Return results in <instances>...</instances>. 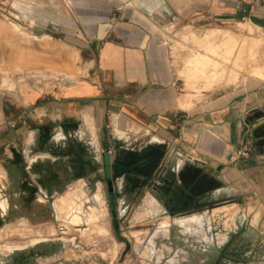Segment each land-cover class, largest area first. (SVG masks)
I'll return each instance as SVG.
<instances>
[{
    "label": "rangeland",
    "instance_id": "1",
    "mask_svg": "<svg viewBox=\"0 0 264 264\" xmlns=\"http://www.w3.org/2000/svg\"><path fill=\"white\" fill-rule=\"evenodd\" d=\"M145 1L150 4L157 0ZM164 1L172 7L173 16L164 26L162 44L183 107L202 104L212 108L245 102L255 94L264 97V0ZM226 1L253 8L255 16L236 23L218 15L217 3ZM83 3L88 0H0V30L6 27L17 32L13 35L14 50L23 46L19 31L53 43L46 48L49 51L45 50L47 54L51 50L48 57L44 50L41 56H45L41 57L35 44L26 58L13 52L0 63V132L18 150L15 155L14 145L7 146V154L15 155V159H9L4 153L6 146L0 143V170L5 172L0 176V264H174V245L187 246L196 257L209 254L207 264H263V224L256 234L243 216L246 207L233 206L232 198L210 203L208 211L189 212L202 213L209 219L193 229L184 230L175 223L176 217L169 216L173 237L170 246L156 237L163 211L160 214V205L152 198L153 183L148 182L144 192L136 194L126 187V177L119 193L117 183L122 180L112 176L115 198L122 194L131 205L126 213L117 210V216H112L104 153L111 151L112 159L127 158L133 151H159L160 145L147 135L140 139L124 137L122 126L114 124V116L88 110L85 101L78 120L64 116L58 90L90 79L98 66L97 50L86 41L91 33L76 32L66 24L63 29L62 25L64 20H72V4L83 7ZM57 43L60 56L54 53ZM25 44L28 47V41ZM67 49L78 53L74 62L80 73L74 79H61L60 75L55 78L52 69L34 67L38 60L64 61L69 57ZM81 54L89 72L82 65ZM28 87L34 98L25 102ZM238 150H233L231 156H236ZM42 154L49 157L30 165ZM30 168L46 174L36 180ZM69 194L75 200L69 201ZM3 200L6 209L1 205ZM55 201L62 203L59 213ZM224 206L229 208L220 213L222 208H217ZM76 209L96 213V217L72 222ZM61 224L68 225L69 232L63 233ZM180 230L196 237L177 240L174 237ZM253 233L256 237L252 238ZM10 245L25 247L8 252Z\"/></svg>",
    "mask_w": 264,
    "mask_h": 264
},
{
    "label": "crops",
    "instance_id": "2",
    "mask_svg": "<svg viewBox=\"0 0 264 264\" xmlns=\"http://www.w3.org/2000/svg\"><path fill=\"white\" fill-rule=\"evenodd\" d=\"M83 4H72V20L66 19L62 25L63 29L91 33L86 41L97 50L98 66L90 79L58 90L64 116L78 120L85 101L88 110L114 116V124L122 126L124 137L140 139L147 135L160 145L159 151L149 148L133 151L131 157L113 158V176L122 180L117 183L118 192L122 193L126 177V187L136 194L144 192L145 185L152 182V198L172 218L203 215L188 213L208 211L210 203L232 198L233 206L246 207L243 216L256 234L263 224L264 245V97L255 94L245 102L212 108L202 104L183 107L162 44L164 26L173 16L172 7L164 0L150 4L145 0H88ZM216 8L218 15L236 23L255 16L253 8L245 9L235 2H218ZM31 92L28 87L25 102L33 100ZM247 127L249 133L245 131ZM1 135L0 132V143L6 146L4 153L15 159V144ZM12 144L14 156L7 154V146ZM244 144L250 146V154L232 157V151ZM1 175H5L2 170ZM130 207L122 194L117 197L118 211L126 213ZM227 207L217 209L222 208V213ZM192 237L196 236L181 231L174 238ZM186 248L174 245L171 253L188 251Z\"/></svg>",
    "mask_w": 264,
    "mask_h": 264
},
{
    "label": "bare ground",
    "instance_id": "3",
    "mask_svg": "<svg viewBox=\"0 0 264 264\" xmlns=\"http://www.w3.org/2000/svg\"><path fill=\"white\" fill-rule=\"evenodd\" d=\"M17 26V25H16ZM13 29V28H12ZM14 30H15V28H14ZM11 31H13V30H11V29H9V28H6V27H4V29L3 30H0V48H3V49H5L3 52L1 51V49H0V63H2V62H4L5 60H8L9 58H10V56H11V54H13V52H15V53H19V55H21L22 57L21 58H26L27 57V52H30V48H32V45H35L36 44V49H37V47H38V50H40V51H38L37 53L38 54H40V56H41V52H43V50H44V52H45V50H46V48L48 47V45H49V43H50V40L47 38L46 40H44V41H41V39H38V37H36V36H34V35H30V34H26V33H24V32H20L19 31V33H18V38H19V42L21 43V42H23V46L22 45H19V46H16V50H14V44H13V41H14V32H11ZM15 34H17V32H15ZM16 39V38H15ZM45 39V38H44ZM54 40H56V39H54ZM54 40H53V42H54ZM25 41H28V47H25L26 46V44H25ZM15 42V41H14ZM57 42V41H56ZM62 42V41H61ZM52 43V42H51ZM50 43V44H51ZM17 45V44H16ZM51 45H53V43L51 44ZM50 45V46H51ZM31 46V47H30ZM49 46V47H50ZM48 47V48H49ZM66 47H68V46H66ZM71 47V46H70ZM29 50H28V49ZM74 48V47H73ZM54 53L57 55V56H60V46H59V44L57 43V45L54 47ZM28 50V51H27ZM32 50V49H31ZM61 50H63V49H61ZM75 50V49H74ZM73 49H67V51H68V53H69V57H67V59H65L64 61L61 59V60H59V59H57V60H50V61H46V62H43V61H34L35 62V64H34V67L35 68H38V69H40V68H45V67H47L48 69L50 68V69H52V73H53V76L55 77V78H59V75H60V77L61 76H63L61 79H70V80H72V79H74L73 77L75 76V75H78V73H80L79 71H80V67L77 65V64H75V62H74V60L76 59V56L78 55V53L76 52V51H74ZM47 51H49V50H46V52ZM78 51V50H77ZM6 52V53H5ZM33 52H34V48H33ZM32 51H31V53H33ZM44 53L45 55H46V57H48L47 55L48 54H50L51 55V50H50V52L47 54V53ZM4 55H3V54ZM37 53H35V54H37ZM53 53V52H52ZM34 54V53H33ZM32 54V55H33ZM43 54V53H42ZM42 55L41 57H43V56H45V55ZM55 54H54V56H55ZM36 56V55H35ZM52 56H53V54H52ZM53 56V57H54ZM49 57H51V56H49ZM56 57V56H55ZM36 58H37V56H36ZM38 58H39V55H38ZM31 59V57L29 56V54H28V61ZM41 59V58H40ZM45 59V58H44ZM50 59V58H49ZM26 60V59H25ZM76 61V60H75ZM11 62V61H10ZM8 64V63H7ZM20 64V63H19ZM81 64V63H80ZM9 65V64H8ZM22 65H24V64H22ZM26 65L27 64H25V68H26ZM31 66V65H30ZM21 67H23V66H21ZM6 68V67H5ZM24 69V68H23ZM21 70V69H20ZM43 70V69H42ZM36 71V70H35ZM26 72V71H25ZM49 72V71H48ZM27 73H29V72H27ZM30 74V73H29ZM76 77V76H75ZM48 79V78H47ZM39 157H41L43 160H45V158H46V155H38L37 157H35L34 159H32L31 160V164L32 163H34V162H36L38 159H39ZM41 159V160H42ZM46 171H44L43 173H40V172H35V171H33L32 173L35 175V177H42L43 176V174H46L45 173ZM68 199H69V201L71 200V201H73V200H75V197L73 196V194H69L68 195ZM58 200V199H57ZM66 202H68V200L66 201ZM151 202V201H150ZM149 202V203H150ZM60 203L61 202H59V201H55V207H56V210L58 211V213H59V211L61 210L60 209V207L62 208V203H61V205H60ZM72 203V202H71ZM154 203H156V202H154ZM68 204H70L69 202H68ZM76 203H74V205H75ZM1 205L3 206V208L4 209H6V205H7V203H6V201L5 200H3L2 202H1ZM151 205V204H150ZM156 205H157V203H156ZM154 207V206H153ZM158 207H159V205H158ZM67 208V207H66ZM158 210H161L160 211V214H161V212L163 211V220L160 222V225H159V230H158V233L156 234V237H157V239L159 240V241H161L162 243L164 242L165 244H167V245H172V239H171V235H170V233H171V218L169 217V215H168V213L165 211V209L163 208V207H161V205H160V209H158ZM62 211V210H61ZM67 211V210H66ZM68 211H69V209H68ZM75 211V210H74ZM70 212V211H69ZM83 212H85V211H82V210H80V209H76V213H75V218H73L72 220V222H74L75 221V219L76 220H78V221H82V220H88V219H90L91 217H96V213H92V214H89V212H88V214H85V213H83ZM66 213V212H65ZM64 213V214H65ZM72 213V212H71ZM70 213V214H71ZM154 213V212H153ZM60 214H61V212H60ZM63 214V215H64ZM70 214H68V217H69V215ZM154 214H156V213H154ZM59 215V214H58ZM63 215H61V216H63ZM73 215V214H72ZM60 216V217H61ZM58 218V217H57ZM205 220H206V217L204 216V215H199V214H194V215H183V216H180V217H177L176 218V220H175V223L179 226V227H181V228H183L184 230L185 229H193V228H196L198 225H199V223H204L205 222ZM207 220H209L208 218H207ZM71 221V220H70ZM79 223V222H78ZM77 223V224H78ZM206 223H208V222H206ZM70 226V225H69ZM52 229H53V231H55L56 230V228H54V227H51ZM60 228V227H59ZM61 230H62V232L63 233H66V232H69V227H68V225H66V224H61ZM183 230V231H184ZM224 237V236H223ZM206 238V237H205ZM46 240V239H45ZM38 241H40V240H37V241H35V242H33L34 244L35 243H37ZM219 241V240H218ZM221 244V243H220ZM25 246H23V245H10L9 247H8V252H12V251H14L15 249H22V248H24ZM209 259V254H205L204 256H201V255H199V256H193V255H191V253L189 252V251H186V250H184V249H180L179 251H176L175 252V254H174V257H173V261H174V264H186V263H189V264H201V263H206L207 264V260ZM186 262V263H185Z\"/></svg>",
    "mask_w": 264,
    "mask_h": 264
},
{
    "label": "water",
    "instance_id": "4",
    "mask_svg": "<svg viewBox=\"0 0 264 264\" xmlns=\"http://www.w3.org/2000/svg\"><path fill=\"white\" fill-rule=\"evenodd\" d=\"M104 161H105V174H106V178L109 180L108 184H109V207H110V211L112 213L113 217L117 216V204H116V198H115V194H114V188L112 186L113 184V180H112V176H113V171H112V163H113V159H112V155H111V151H107L104 153ZM118 236H120V231H117Z\"/></svg>",
    "mask_w": 264,
    "mask_h": 264
},
{
    "label": "built area",
    "instance_id": "5",
    "mask_svg": "<svg viewBox=\"0 0 264 264\" xmlns=\"http://www.w3.org/2000/svg\"><path fill=\"white\" fill-rule=\"evenodd\" d=\"M251 152V148L248 144H244L236 153V157L248 156Z\"/></svg>",
    "mask_w": 264,
    "mask_h": 264
},
{
    "label": "flooded vegetation",
    "instance_id": "6",
    "mask_svg": "<svg viewBox=\"0 0 264 264\" xmlns=\"http://www.w3.org/2000/svg\"><path fill=\"white\" fill-rule=\"evenodd\" d=\"M115 194V193H114ZM117 200V199H116Z\"/></svg>",
    "mask_w": 264,
    "mask_h": 264
}]
</instances>
